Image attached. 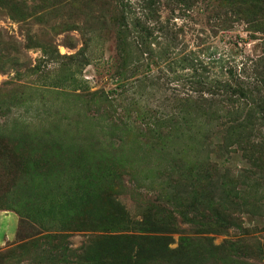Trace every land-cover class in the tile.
Instances as JSON below:
<instances>
[{
  "label": "rangeland",
  "instance_id": "1",
  "mask_svg": "<svg viewBox=\"0 0 264 264\" xmlns=\"http://www.w3.org/2000/svg\"><path fill=\"white\" fill-rule=\"evenodd\" d=\"M121 1L0 0V211L19 218L3 246L0 235V264H167L137 262V249L129 250L143 247L146 235L171 238L170 250L192 248L213 209L236 227L207 234L221 249L197 261L264 264V120L238 139L222 124L247 125V101L217 97L226 120L210 110L214 140H153L157 120L183 123L171 98L187 88L167 81V90L150 92L142 104L130 93L124 104L120 96L112 106L101 102L94 93L113 100L123 90L116 30L107 20ZM246 1L162 0L160 15L177 26L189 51L225 55L230 66L248 63L249 75L264 80V17L248 13ZM191 96L208 108L202 94ZM208 116L200 112L197 121ZM124 123L131 133L120 140ZM171 126L161 122L162 138ZM181 158L201 174L195 188L174 173ZM118 159L126 164L106 165ZM150 213L173 221L176 233H145ZM237 239L247 246L233 247Z\"/></svg>",
  "mask_w": 264,
  "mask_h": 264
},
{
  "label": "trees",
  "instance_id": "2",
  "mask_svg": "<svg viewBox=\"0 0 264 264\" xmlns=\"http://www.w3.org/2000/svg\"><path fill=\"white\" fill-rule=\"evenodd\" d=\"M171 1L191 5L187 0ZM239 1L241 2V0ZM241 4H244V0H242ZM244 6L247 12L250 11L253 13L257 11L256 15L264 17V0H248ZM162 7H165L162 0H138L135 3L131 1L124 2L122 0L120 4L114 6L112 11L114 16H109L107 20L116 30L117 71L119 77L117 87L123 90L113 100L108 96L110 93L100 95L98 92L94 93V95L100 97L101 102H104L107 106H112V103L114 104V102L119 100V96L121 97L122 104H124L126 102L124 95L130 93L132 94V101L136 100V103L142 104L147 101L145 96H148L150 92L154 93L160 90H167L166 84L169 85L167 81H170V84H179L182 88H187L190 91V93L183 94L180 92L171 98L174 102L173 108H175L174 113L177 116L176 119H181L183 123L181 124L179 122L180 124L177 126L175 121L173 123L171 122L172 119H164L165 122L162 119L157 120L153 123V129H149L150 137L153 140L196 141L214 140L218 135L215 126L213 127L211 124L212 118L208 116L210 110H214L215 115H218L217 120L220 118L226 120L225 114H221L226 108H223L217 103L220 101V99H216L217 97L225 96L224 99L231 103H238L241 98L247 101V103H244L248 109L247 125L237 123L236 125L226 126L223 122L222 126L225 127V131L237 135L236 137L238 139L241 136H245L249 124L254 123V121L257 122L256 120H264V80H262L261 74L258 73L260 79L256 76L257 73L249 75L248 63L230 66L228 63L229 60L225 55L210 54L206 57L204 54L201 56V51H189L185 44L182 45L184 42L182 33L177 26L170 21L162 20V16L160 15ZM127 73H130V77L128 78H135L131 84L128 83L129 79L124 77ZM167 74L171 79H168ZM173 74H175L174 77H172ZM162 79L165 80L163 81ZM194 92L202 94L203 97L201 99L205 104H208V108L204 109L201 105H198V101L191 96V93ZM206 94L210 95V99L209 97H204ZM200 112L208 116L206 121H197ZM240 117H242V114L231 118L232 121L230 122L233 124L235 122L234 120L237 121ZM161 122L165 123L166 126L172 125V130L175 128L171 132V135L162 138ZM181 125L186 127L182 133L179 132ZM115 126L117 128L118 125ZM177 132L180 134H177ZM130 133V130L124 123L119 127V136L118 133L115 136L121 140L124 139V136H129ZM181 155L184 156L183 154ZM181 159V162H179L181 168H178L174 173L179 178L180 184L189 183V185L195 188L201 174L193 171L195 169L193 163L190 164L185 158ZM108 163L123 165L126 164V159L107 161V166ZM91 171L93 170L90 169L89 172ZM89 178L91 180L96 179L95 173L93 176L89 175ZM85 185L87 189L92 188L88 180L85 181ZM189 204L192 205L191 202ZM197 209L194 208L193 210ZM184 213H186V207L181 212V214ZM194 213H196V220L198 215H200V211H194ZM169 214L168 217L171 218L174 211L171 210ZM212 214H215L214 218H211V221L208 220L203 223L206 233L191 239V242L194 244L192 248H185L186 250L184 251L180 249L170 250L168 246L172 242L171 238L146 235L139 238L145 242L143 247L137 243L129 251H135L137 249V262L148 260L152 263L167 261V264H202L201 261H197L199 257L203 259L212 254L213 251L216 252L221 249V247L214 245L213 238L206 235L209 233H220L221 225L226 230L236 227L235 224L228 221L231 220L229 216L227 218V215H222L218 210L213 209ZM224 217L227 219L226 222H222ZM143 221L145 222L141 226H147L150 229L145 230V233H176L173 227V221L166 219V224H163L162 221H158L154 213H150L147 218L144 217ZM187 223H191V221H187ZM232 246L244 248L247 244L241 245V240L237 239L232 243ZM162 253L167 254L169 257L164 258ZM146 256H150L151 258L147 259Z\"/></svg>",
  "mask_w": 264,
  "mask_h": 264
},
{
  "label": "crops",
  "instance_id": "3",
  "mask_svg": "<svg viewBox=\"0 0 264 264\" xmlns=\"http://www.w3.org/2000/svg\"><path fill=\"white\" fill-rule=\"evenodd\" d=\"M14 224H17V226L19 225V218L14 212L5 210L0 211V235L2 246L5 245L6 241H9L8 237L10 235V230Z\"/></svg>",
  "mask_w": 264,
  "mask_h": 264
}]
</instances>
